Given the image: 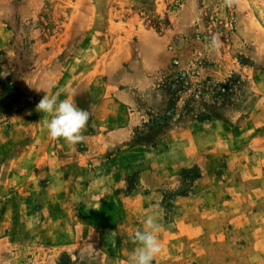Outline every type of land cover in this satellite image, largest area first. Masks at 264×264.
<instances>
[{"label": "rangeland", "instance_id": "374dc122", "mask_svg": "<svg viewBox=\"0 0 264 264\" xmlns=\"http://www.w3.org/2000/svg\"><path fill=\"white\" fill-rule=\"evenodd\" d=\"M152 213L153 264H264V0H0V264H127Z\"/></svg>", "mask_w": 264, "mask_h": 264}, {"label": "clouds", "instance_id": "9594fccd", "mask_svg": "<svg viewBox=\"0 0 264 264\" xmlns=\"http://www.w3.org/2000/svg\"><path fill=\"white\" fill-rule=\"evenodd\" d=\"M215 50L219 40L213 36L208 45ZM36 110L44 114L40 121L52 138H63L66 142L76 145L84 140L83 130L90 119V113L77 106L74 96L59 99L55 94L44 95L36 106ZM161 225L158 214L152 213L143 219L142 227L132 234L135 245L128 257L127 264H153L155 257L161 252L159 239Z\"/></svg>", "mask_w": 264, "mask_h": 264}, {"label": "trees", "instance_id": "16d2710c", "mask_svg": "<svg viewBox=\"0 0 264 264\" xmlns=\"http://www.w3.org/2000/svg\"><path fill=\"white\" fill-rule=\"evenodd\" d=\"M15 92H16V89H14V88H11V89H9V91H8V97H12V98H14V96H15ZM4 103H5V108H7V109H9L10 110V108L13 106L12 104H9L8 102H7V100H5L4 101ZM3 114V113H2Z\"/></svg>", "mask_w": 264, "mask_h": 264}, {"label": "crops", "instance_id": "0c3cea01", "mask_svg": "<svg viewBox=\"0 0 264 264\" xmlns=\"http://www.w3.org/2000/svg\"><path fill=\"white\" fill-rule=\"evenodd\" d=\"M122 96H123V94H122ZM96 140H100L101 143H104L107 141V139L105 137H97ZM59 190H61V189H59Z\"/></svg>", "mask_w": 264, "mask_h": 264}]
</instances>
